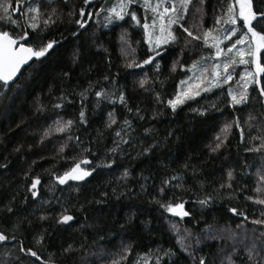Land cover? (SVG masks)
<instances>
[{"label": "snow or ice", "instance_id": "6c2138e0", "mask_svg": "<svg viewBox=\"0 0 264 264\" xmlns=\"http://www.w3.org/2000/svg\"><path fill=\"white\" fill-rule=\"evenodd\" d=\"M62 25L67 26L63 31ZM110 27L121 29L117 40L121 66L143 71L132 90L154 93L152 110L130 103L126 86H120L118 73L113 75L110 70V57H101L109 63L100 70L99 65L85 61L83 48L73 52L70 66L66 65L43 93L46 101L37 96L30 105L32 117L52 120L39 134L35 147L59 134L53 155L40 157L66 164L62 172L53 171L55 164L44 169L51 177L50 183L54 182L50 190L63 192L66 187L78 192L98 170L106 169L111 174L117 158L138 160L144 167L137 179L140 191L136 195L146 194L149 203L161 210L171 242L167 247L156 243L147 251H138V242L122 243L115 254L102 257V264H264V0H0V106L7 108L8 102L15 99L22 66L32 67L57 54V32L61 37L67 32L77 41L82 37L91 40L99 55L107 54L108 49L98 42L96 30ZM134 36L140 38L133 40ZM144 46L143 55H138ZM169 50H173L172 62L167 66L168 75H164L161 61ZM177 70L191 75L180 79L174 91L167 93L165 85ZM128 75L135 77L139 73L129 71ZM157 84L159 90L155 88ZM216 89L220 91L217 93ZM185 108L199 117L207 118L213 112L225 116L222 126L218 131L214 127V135L204 144L208 158L228 160L227 149L238 134L237 160L224 165L223 175L212 184L211 191L199 183L207 160L197 165L191 155L183 160L166 159L165 150L170 152L176 131L169 127L162 133L151 123L168 115L166 110L175 116ZM226 109L230 111L225 112ZM245 109L247 115L241 119L240 113ZM94 121V136L79 135L81 131L88 132ZM23 123L20 120L16 128ZM16 128L9 126V131L15 132ZM32 147L29 145L27 150ZM240 150L245 154L242 157ZM24 151L23 143L13 145L11 153L0 160V170L7 174L12 163L10 155L18 156L27 165L20 173L22 180H31L30 185L23 186L35 200L41 178L39 173H29L38 161L27 163ZM249 154L260 163H249ZM236 164H240L239 176ZM145 171L149 174L144 175ZM153 174L159 177L158 183ZM129 176V169L124 167L107 182L111 195L102 191L99 197H85L76 210L111 199L132 198ZM244 177H249L251 183ZM149 179L154 181L151 189ZM189 179L198 182L202 192L193 193L192 201L200 206L201 218L205 209L222 203L230 214L228 223L220 224L213 216L211 222L205 219L198 230L183 227L190 222L199 223L182 196L191 192V187H186ZM55 185L63 187L56 189ZM17 195L0 207V246L7 249L8 257L0 264H91L88 257L96 254L90 251L95 240L89 244L87 238L61 244L58 254L44 255L51 247L47 239L51 233L45 222L51 220L55 225L71 228L70 222L76 219L72 212L75 204L54 197L60 211L40 215V227L35 228V221L30 218L34 212L26 216L16 209ZM27 199L25 196L24 201ZM165 213L178 219L169 220ZM133 222L134 216L126 214L120 228L127 229ZM85 227L97 230L92 224H81L79 230ZM29 235L31 243L27 242ZM211 241L216 243L215 252L209 249Z\"/></svg>", "mask_w": 264, "mask_h": 264}, {"label": "trees", "instance_id": "16d2710c", "mask_svg": "<svg viewBox=\"0 0 264 264\" xmlns=\"http://www.w3.org/2000/svg\"><path fill=\"white\" fill-rule=\"evenodd\" d=\"M153 2H155V0H153ZM208 11L211 12L210 6ZM139 14L142 17L143 11L140 10ZM66 27V25H62L60 30L63 31ZM120 31V28L112 27L109 29L99 28L96 30L98 42L103 43L108 49L107 54L101 52L99 55L96 54V48L92 46L91 40L85 41L82 37L80 41H77L67 32H64L63 37L57 32L56 39L60 41L57 54L45 60L43 63L33 64L32 67L24 69L19 76L20 88L15 92V99L8 102L7 108L0 106V160L3 159L5 154L11 153L13 145L18 142L23 143L25 148L24 155L27 158V163L30 164L33 160L38 161L37 164L32 165L33 171L30 172L29 175L35 176L39 173L41 178V184L38 185L36 189L37 198L33 200L31 193L26 192L23 186L25 183L30 185L31 180L29 179L25 182L20 175L22 169L26 168L27 165L21 163L18 156L10 155L9 158L12 163L8 173L5 174L3 170H0V207L6 204L13 195L18 194L15 201L16 209L22 215L26 216L34 212V216H30V218L35 221L33 227L39 228L40 223L38 217L40 215H53L60 211V206L55 201L54 197H60L66 204L70 202L76 205V208L72 209L76 219L70 222L72 224L71 228L55 225L51 220L45 222L44 226L47 228L48 232L51 233V235L47 237L51 247H48V251L44 253L45 256L50 253L58 254L61 244L66 245L67 243L82 241L87 238L89 244H92L93 240H95L94 248L90 251H94L96 254L89 255V261L91 264H102V257L107 258L115 254L122 243L135 244L138 242L140 246L138 251H147L149 247L154 248L156 243H160L167 247L171 242L169 240V233L166 231L168 225L165 223L164 217L161 216V210H159L156 205L149 203L150 198L146 194L136 195V193L140 191L137 179H139L141 169L144 167V164L140 161L130 160L128 158L121 160L117 158V162L111 174H107L108 170L106 169L102 171L98 170L92 177L87 178L90 183L80 188L78 192H74L66 187L63 192L59 190L51 191L50 188L53 187L54 182L50 183L51 177L45 173L44 169L52 168V165L55 164L53 171L62 172L66 164L62 160L54 161L51 159H40V157H51L53 155L59 134L51 136L44 145L35 147L39 139V134L52 123V120H47L45 117L39 119L32 117L30 115V105L37 96H40L46 101L47 98L43 96V93L48 91L49 85L53 82L54 78L59 76L62 69L66 65L70 66L68 61L73 52L80 51L81 48H83L85 61H92L99 65L100 70H105L109 63L107 58L102 60L101 57H105L106 55L110 57V70L113 75H117L118 73L117 79L119 80V85L126 86L130 103L133 106L139 104L142 108H147L149 112H151L153 107L152 96L154 93L142 91L133 92L132 90L134 82L138 81L144 75L143 71L140 69L125 70L121 66L120 50L117 43ZM133 32H135V30H133ZM139 38L138 36H134L133 40ZM145 50L146 46L140 49L137 54L143 55ZM172 51L173 50H169V54L161 61L164 75H168L167 66L172 62ZM188 62L190 63L191 60L189 59ZM84 67H88L87 62H85ZM129 71H135L139 73V75L135 77L129 76ZM148 71L151 74V69H148ZM188 74L189 73L185 74L177 70L174 77L168 80L165 85L167 93L173 92L175 84H178L180 79L186 78ZM93 78L95 79V77ZM161 79H163V77H161ZM148 87L151 88L152 85L149 84ZM155 88L159 90V84L155 85ZM215 91L218 93L220 90L216 89ZM166 98L167 96H165V99ZM209 98L214 99V97ZM201 103H204V101H201ZM193 106H196L195 103H193ZM117 107L119 108V105H117ZM68 111L71 112L72 109H68ZM166 111L169 113L168 115L161 116L158 121L151 122L156 124L162 133L169 127L176 131V137H178V139L173 137L174 142L169 145L170 152L165 150V158L171 157V160H183L185 156L191 155L193 161L197 165H200L201 161L206 159L207 162L202 165L203 172L200 175L199 183H203L204 188L211 191L212 184L223 175L224 165L233 163L237 160V148L235 145L238 140V134L232 146L227 149V153H230L228 160H225L223 157L208 158L204 144L214 135V127L216 131L219 130L225 116L213 112L211 115L207 116V118L199 117L187 111L186 108L178 111V114L175 116L171 115L170 110ZM228 111L230 110H225V112ZM246 115L247 109L240 113L241 119L245 118ZM53 119H55V117H53ZM20 120H23L24 123L20 128H16V123ZM96 123L97 122L94 121L88 132L81 131L79 135L82 137H87L89 135L94 136ZM9 126L16 128L15 132H10ZM139 131L142 132V129ZM108 143H110V141H108ZM29 145H33L30 151L27 150ZM101 155H103L102 151ZM239 155L242 157L245 154L240 150ZM89 158L95 159L93 157ZM248 161L249 163H255L257 165L260 163V161L251 154H249ZM240 163H243V161L241 160ZM124 167H127L130 172L129 187L133 189V192L129 195L132 198H125L119 201L111 199L105 204L97 205L93 203L91 205H86V210H76L79 208L80 203L84 202L85 197L89 199L99 197V193L102 191H107L111 195L112 189L106 186L107 182L114 179V176L119 175ZM173 167H175V165H173ZM252 171L254 172L255 168H253ZM236 172L237 176H239L240 164H236ZM143 174L148 175L149 173L145 171ZM153 178L156 183L159 182V177H156L155 174H153ZM243 179L251 183L249 177H244ZM153 182V179H149L147 182L149 189H151ZM69 183L75 185L77 182L71 181ZM79 183L83 184V182ZM199 183L189 179L186 187H191V192L182 194L183 199L187 201L186 208L193 212L199 223L190 222L189 224L183 225V227H192L194 230H198L204 226L205 219L211 222L213 216L217 217L220 224L228 223L227 218L230 214L226 212L222 203H216L212 208L205 209V216L201 218L200 206L192 203L195 199L193 193L196 195L202 194ZM61 187L63 186L55 185L56 189ZM25 196L28 197L27 201H24ZM77 197H79V202L77 201ZM45 201H51V203L48 204L45 203ZM126 214L134 216L133 226L127 229H121L120 224L124 222ZM164 215L167 216L169 220L178 219L168 216L166 213ZM81 224L96 225L97 230L93 231L92 228L85 227L81 231L79 230ZM149 229L151 232H149ZM31 241L32 237L29 235L27 237V242L31 243ZM76 246L78 247L79 244L77 243ZM209 249L215 252V241L209 242ZM6 252L7 249L0 246V261L8 259Z\"/></svg>", "mask_w": 264, "mask_h": 264}, {"label": "water", "instance_id": "95a60500", "mask_svg": "<svg viewBox=\"0 0 264 264\" xmlns=\"http://www.w3.org/2000/svg\"><path fill=\"white\" fill-rule=\"evenodd\" d=\"M30 64L32 63L31 61L29 62ZM27 67H29L28 65H24V66H22V68H21V72L20 73H18V77L20 76V74L22 73V71L24 70V69H26ZM71 182V181H70Z\"/></svg>", "mask_w": 264, "mask_h": 264}, {"label": "rangeland", "instance_id": "374dc122", "mask_svg": "<svg viewBox=\"0 0 264 264\" xmlns=\"http://www.w3.org/2000/svg\"><path fill=\"white\" fill-rule=\"evenodd\" d=\"M190 75H191V73L188 74V76H190Z\"/></svg>", "mask_w": 264, "mask_h": 264}]
</instances>
